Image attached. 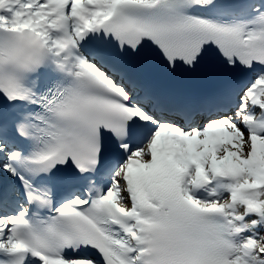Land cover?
Wrapping results in <instances>:
<instances>
[{
  "label": "snow or ice",
  "instance_id": "6c2138e0",
  "mask_svg": "<svg viewBox=\"0 0 264 264\" xmlns=\"http://www.w3.org/2000/svg\"><path fill=\"white\" fill-rule=\"evenodd\" d=\"M0 264H264V0H0Z\"/></svg>",
  "mask_w": 264,
  "mask_h": 264
}]
</instances>
